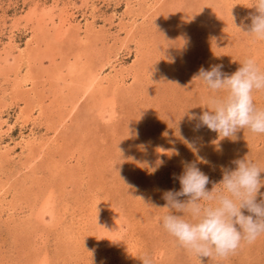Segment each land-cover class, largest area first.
<instances>
[{"label":"rangeland","instance_id":"374dc122","mask_svg":"<svg viewBox=\"0 0 264 264\" xmlns=\"http://www.w3.org/2000/svg\"><path fill=\"white\" fill-rule=\"evenodd\" d=\"M253 3L0 0V264H264V235L201 261L158 208L184 161L209 190L236 159L264 167V134L189 119L209 111L201 67L264 70V41L244 32Z\"/></svg>","mask_w":264,"mask_h":264},{"label":"clouds","instance_id":"9594fccd","mask_svg":"<svg viewBox=\"0 0 264 264\" xmlns=\"http://www.w3.org/2000/svg\"><path fill=\"white\" fill-rule=\"evenodd\" d=\"M254 14H249L246 32L256 41H264V0H254ZM237 71L228 75L223 65L210 70L201 67L194 77L210 90L207 109L191 113L197 121L194 131L206 126L223 138H232L241 130L264 134V108L254 102V93L264 91V70L254 58H246ZM235 169L222 167V179L207 185L210 178L196 162H182L181 174H173L179 190H166L162 199L168 213L161 226L177 246L201 261L203 258L226 260L245 244H254L264 235V167L248 159L232 161ZM258 196L261 197L258 200ZM184 198V199H182ZM245 212L247 214H245ZM142 264H153L147 254L139 257Z\"/></svg>","mask_w":264,"mask_h":264}]
</instances>
